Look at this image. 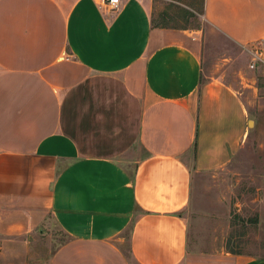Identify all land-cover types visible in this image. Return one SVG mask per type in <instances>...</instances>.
Instances as JSON below:
<instances>
[{
    "label": "crops",
    "instance_id": "0c3cea01",
    "mask_svg": "<svg viewBox=\"0 0 264 264\" xmlns=\"http://www.w3.org/2000/svg\"><path fill=\"white\" fill-rule=\"evenodd\" d=\"M152 4L0 0V238L51 222L66 240L45 264H264L189 252L193 176L230 162L248 111L201 82V31L154 26ZM202 17L264 63V0Z\"/></svg>",
    "mask_w": 264,
    "mask_h": 264
},
{
    "label": "rangeland",
    "instance_id": "374dc122",
    "mask_svg": "<svg viewBox=\"0 0 264 264\" xmlns=\"http://www.w3.org/2000/svg\"><path fill=\"white\" fill-rule=\"evenodd\" d=\"M152 1L155 26L201 31V82L219 79L230 86L240 95L252 121L242 146L225 167L193 176L190 204L182 213L189 252L233 251L264 259V63L260 49L241 48L212 30L200 12L201 0ZM183 9L190 10L192 17L185 18ZM163 12L167 13L164 20L160 19ZM49 223L17 239L0 238V264H45L66 240ZM121 245L130 258L127 234Z\"/></svg>",
    "mask_w": 264,
    "mask_h": 264
},
{
    "label": "trees",
    "instance_id": "16d2710c",
    "mask_svg": "<svg viewBox=\"0 0 264 264\" xmlns=\"http://www.w3.org/2000/svg\"><path fill=\"white\" fill-rule=\"evenodd\" d=\"M203 2H204V0H201V10H200V12L202 13L203 12ZM188 9H183L181 12H182V14H183V16L186 18V15L188 16V17H192V13L190 12V10H188ZM167 13L166 12H163V13H161L160 14V19H165V18H167V15H166ZM155 26V25H154ZM157 27H162V28H171V27H169V26H167V25H162V26H160V25H158ZM172 28H175V27H172ZM176 29H184V30H186V29H188V28H184V27H178V28H176ZM229 253H231V254H240V253H238V252H233V251H229Z\"/></svg>",
    "mask_w": 264,
    "mask_h": 264
},
{
    "label": "built area",
    "instance_id": "2783aa9c",
    "mask_svg": "<svg viewBox=\"0 0 264 264\" xmlns=\"http://www.w3.org/2000/svg\"><path fill=\"white\" fill-rule=\"evenodd\" d=\"M102 2H103V4L107 5L111 10L117 9L118 0H102Z\"/></svg>",
    "mask_w": 264,
    "mask_h": 264
},
{
    "label": "water",
    "instance_id": "95a60500",
    "mask_svg": "<svg viewBox=\"0 0 264 264\" xmlns=\"http://www.w3.org/2000/svg\"><path fill=\"white\" fill-rule=\"evenodd\" d=\"M252 124V121H248V126H250Z\"/></svg>",
    "mask_w": 264,
    "mask_h": 264
}]
</instances>
